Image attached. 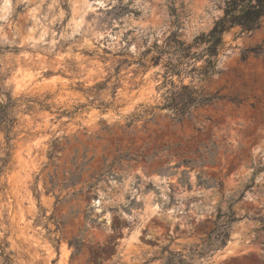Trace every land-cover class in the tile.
Here are the masks:
<instances>
[{
  "label": "rangeland",
  "instance_id": "obj_1",
  "mask_svg": "<svg viewBox=\"0 0 264 264\" xmlns=\"http://www.w3.org/2000/svg\"><path fill=\"white\" fill-rule=\"evenodd\" d=\"M226 2L0 0V264H264V19L160 108Z\"/></svg>",
  "mask_w": 264,
  "mask_h": 264
},
{
  "label": "trees",
  "instance_id": "obj_2",
  "mask_svg": "<svg viewBox=\"0 0 264 264\" xmlns=\"http://www.w3.org/2000/svg\"><path fill=\"white\" fill-rule=\"evenodd\" d=\"M263 19L264 0H227L224 16L207 35L195 40V46L204 45L202 51L193 52V46L179 43L176 49L178 64L170 63L168 66L164 82L166 92L163 94L164 101L160 108L170 111L177 121H183L191 117L192 110L221 100L222 98L217 95H204L201 89L193 85L176 84L173 77H180V68L183 65L186 66V71L198 73L202 78L213 76L216 73L217 57L224 48V34L234 27H240L244 33H252L260 27ZM201 59H204L205 64L198 68L195 62ZM2 122L6 123V120ZM230 216L234 215L231 213ZM231 222L232 219H228L224 225L223 233L220 235L223 242L228 239L227 230Z\"/></svg>",
  "mask_w": 264,
  "mask_h": 264
}]
</instances>
